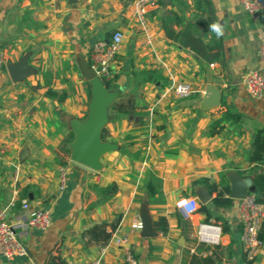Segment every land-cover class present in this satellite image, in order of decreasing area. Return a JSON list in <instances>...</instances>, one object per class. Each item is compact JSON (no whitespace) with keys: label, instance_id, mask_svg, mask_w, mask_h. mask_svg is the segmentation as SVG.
Wrapping results in <instances>:
<instances>
[{"label":"crops","instance_id":"0c3cea01","mask_svg":"<svg viewBox=\"0 0 264 264\" xmlns=\"http://www.w3.org/2000/svg\"><path fill=\"white\" fill-rule=\"evenodd\" d=\"M131 1L0 0V208L15 212L27 198L53 214L48 228L31 230L27 254L1 256L0 264H50L52 256L91 264L102 250L106 264H125L115 231L129 234L137 264H264V228L261 250L247 258L240 198L231 196L264 172V163L248 159L255 131L264 127V94L252 97L242 83L250 65H260L264 0L256 17L239 0H159L148 13L153 49L142 44ZM168 12L180 18L174 29L190 26L220 49V59L209 63L171 39L162 26ZM116 29L125 37L108 86L86 78L80 60L89 63L93 43ZM169 72L191 83L192 92L165 94ZM210 85L220 92L218 104L209 105ZM120 98L123 111L113 108ZM93 110L100 116L98 167L75 158ZM62 165L68 171L60 189ZM114 181L118 192L92 206L98 188ZM212 184L217 190L229 185L230 206L213 203ZM201 187L212 195L209 222L222 226L218 243L198 240V226L207 222L200 208L186 215L177 205ZM143 209L153 236L131 226ZM115 220L104 245L82 235L95 223ZM160 221L167 229L157 228Z\"/></svg>","mask_w":264,"mask_h":264},{"label":"built area","instance_id":"2783aa9c","mask_svg":"<svg viewBox=\"0 0 264 264\" xmlns=\"http://www.w3.org/2000/svg\"><path fill=\"white\" fill-rule=\"evenodd\" d=\"M159 0H132L130 5L133 14L143 34L142 44L154 47V35L149 25L148 13ZM240 6L253 17L260 11V0H239ZM125 33L122 29H116L110 36L97 39L90 52L89 64L95 69L97 75L103 80H111L115 74L117 56L121 52ZM259 67L249 69L242 77V83L247 93L252 97H261L264 94V41L258 48ZM4 57L0 55V63ZM170 81L164 93H176L188 95L192 92L191 83L178 80L171 72ZM4 149L0 148V157ZM68 168L65 165L59 167L58 184L60 189L65 187ZM177 205L186 215L199 210L200 199L197 196H184L178 199ZM240 222L242 225L241 239L246 257L254 259L263 246L260 231L264 225V199L260 200L254 192H248L239 202ZM53 214L50 208H34L27 198L21 199V207L10 212V206L0 208V257L13 258L15 255L27 254L26 239L32 229L43 230L52 223ZM132 228L142 230L143 222L140 216L134 218ZM222 226L215 222H201L196 236L199 241L218 243L221 238ZM116 244L124 250L125 264H137L138 259L130 236L126 232L114 234ZM91 264H106L103 259V250Z\"/></svg>","mask_w":264,"mask_h":264},{"label":"trees","instance_id":"16d2710c","mask_svg":"<svg viewBox=\"0 0 264 264\" xmlns=\"http://www.w3.org/2000/svg\"><path fill=\"white\" fill-rule=\"evenodd\" d=\"M173 23H180V18L178 15L174 12L166 13L162 18V26L171 39L179 42L183 46L190 48L191 50H194L209 63L218 61L220 59L221 53L219 48L206 45L200 37H197L192 33V28L190 26L185 25L177 30L171 26ZM103 81L106 85H110L111 80ZM124 107L125 106L123 105L121 98L117 100L113 106V108H116L119 111L125 110ZM248 159L250 162L264 163V127H258L256 129L254 138L251 142V147L248 152ZM202 180L207 181L208 179L203 178ZM254 184L256 186V191H254V193L257 195V198L260 200L264 199V172L256 175L254 178ZM210 187L212 190H217V187L214 184L210 185ZM118 190L119 185L115 181L99 187L98 199L92 203V206L99 202L110 199L118 192ZM229 193V185H223L221 189L217 190L216 195L213 197V203L222 207L230 206L233 199L230 197ZM259 193H263V196H260ZM200 209L206 214L205 220L209 222L210 218L212 217L209 204H202ZM117 225L118 220L95 223L92 226L86 228L82 235L87 236L88 240L90 241L104 245L109 241L112 232L116 229ZM108 226L110 227L109 230L107 228ZM156 226L158 229L165 230L167 229L168 224L166 221H160L156 223ZM260 236L263 237V231ZM50 264H64V261L61 260L59 256H52L50 259ZM190 264H192V259Z\"/></svg>","mask_w":264,"mask_h":264},{"label":"water","instance_id":"95a60500","mask_svg":"<svg viewBox=\"0 0 264 264\" xmlns=\"http://www.w3.org/2000/svg\"><path fill=\"white\" fill-rule=\"evenodd\" d=\"M250 66H251V69H255L258 66V62H255L251 64ZM80 68L86 78L92 79L95 77H99L103 81V79L99 75H97L95 69L88 63L87 60L85 59L80 60ZM208 92L210 94L209 105H215V104L220 103V92L215 86L210 85L208 87ZM99 128H100V116L96 110H93L91 129L80 151L75 156L76 160H78L79 162L85 165L91 166V167L99 166V161H98L99 152H100ZM247 191H250V192L256 191L255 184L252 183L249 187H240V186L235 187L231 191V196L234 198L241 199L242 197L246 195ZM197 196L203 204L209 202L212 199V195L206 187L199 188L197 190ZM140 217L143 222L142 235L143 236L155 235L156 234L155 229L152 225V222L150 220V217L146 209H143L142 213L140 214Z\"/></svg>","mask_w":264,"mask_h":264}]
</instances>
